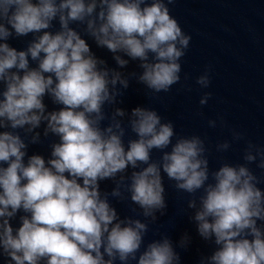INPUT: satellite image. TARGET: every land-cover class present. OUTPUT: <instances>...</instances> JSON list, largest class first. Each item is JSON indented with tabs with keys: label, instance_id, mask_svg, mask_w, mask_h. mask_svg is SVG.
I'll list each match as a JSON object with an SVG mask.
<instances>
[{
	"label": "clouds",
	"instance_id": "obj_1",
	"mask_svg": "<svg viewBox=\"0 0 264 264\" xmlns=\"http://www.w3.org/2000/svg\"><path fill=\"white\" fill-rule=\"evenodd\" d=\"M173 2L0 0L3 264H181L177 248H189L188 232L175 242L166 233L145 242L168 208L162 173L188 194L183 211L191 210L199 237L215 245L197 264H264V188L250 167L264 175V145L230 129L232 140L218 141L216 151L243 140V162L210 170L200 135H179L155 108L118 106L132 80L149 96L180 83L191 36L170 13ZM73 24L112 53L116 67L96 56ZM29 35L23 49L8 42ZM130 61L139 71H125ZM210 83L205 68L196 84ZM211 95L205 91L199 104ZM45 96L61 107L49 111ZM218 122L225 124L222 116L207 121L210 128ZM128 130L134 138L125 145ZM50 135L59 142L50 144L47 159L28 155L29 145ZM105 180L113 184L110 192L101 191ZM110 198L129 200L134 215L121 218Z\"/></svg>",
	"mask_w": 264,
	"mask_h": 264
},
{
	"label": "water",
	"instance_id": "obj_2",
	"mask_svg": "<svg viewBox=\"0 0 264 264\" xmlns=\"http://www.w3.org/2000/svg\"><path fill=\"white\" fill-rule=\"evenodd\" d=\"M169 9L183 30L191 36L190 46L181 61L180 83L168 93L149 96L143 85L132 80L121 98L123 102L118 106L127 111L136 106L155 108L164 120L174 123L179 135H200L209 148L210 170L225 161L243 162V140L232 142L230 149L222 153L216 151L215 145L225 139L231 141L230 129L233 128L242 131L246 139L264 145V0H174ZM72 26L81 32L96 56L103 58L110 67H116L112 53L97 47L82 31V25ZM29 39L30 35L13 37L8 42L17 49H23ZM32 66L35 67L34 62ZM205 68L209 69L211 83L207 89H202L196 84V77ZM125 71H139L136 62L130 61ZM185 74L187 79H184ZM205 91L212 95L207 104L200 105V96ZM44 103L49 111L61 107L53 104L47 96ZM106 111L110 112L111 108L106 107ZM217 116H222L225 124L221 126L218 122L217 127L210 128L208 119H216ZM42 129L43 125L38 131L42 132ZM129 136L134 138L130 130L125 136V145ZM54 141L59 142V138L42 136L41 143L29 145L28 155L40 154L47 159L50 144ZM159 156V151L153 150L152 158L159 159ZM250 167L261 176L258 186L264 188L261 170L255 164ZM162 176L168 208L164 216H159L158 221L150 225L145 242L159 239L160 233L168 234L175 242L182 233L188 232L192 237L191 245L187 250L177 248V251L181 255V264H197L199 256L209 254L215 245L199 237L195 223L188 218L191 210L183 211L188 194L178 192L173 186L174 182L169 181L163 173ZM100 187L102 192H110L113 184L105 180L100 182ZM110 201L121 218L134 215L131 208L136 206L129 200L110 198ZM138 218L143 219L142 216ZM131 264H135V261Z\"/></svg>",
	"mask_w": 264,
	"mask_h": 264
}]
</instances>
